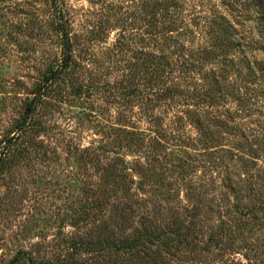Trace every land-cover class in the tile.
<instances>
[{
	"label": "rangeland",
	"instance_id": "1",
	"mask_svg": "<svg viewBox=\"0 0 264 264\" xmlns=\"http://www.w3.org/2000/svg\"><path fill=\"white\" fill-rule=\"evenodd\" d=\"M65 2L0 0V264H264V0Z\"/></svg>",
	"mask_w": 264,
	"mask_h": 264
},
{
	"label": "trees",
	"instance_id": "2",
	"mask_svg": "<svg viewBox=\"0 0 264 264\" xmlns=\"http://www.w3.org/2000/svg\"><path fill=\"white\" fill-rule=\"evenodd\" d=\"M51 4L56 5L57 4V0H50ZM65 0H60V10L57 8H55L54 12H53V19H52V24L54 26V28L58 31V33L60 34V43H61V48H62V59L64 62L69 61L74 53V44H75V40H74V36L73 34H71L70 31V27H71V20L70 18L67 16V12L65 9ZM216 6H218V4H216ZM218 16V15H216ZM222 18V16H220ZM217 25H221L218 22H215ZM223 24V23H222ZM224 24L231 28V24L230 22H224ZM197 32V31H194ZM199 33V32H197ZM235 35H237L236 33H234ZM243 39V37H242ZM242 42L241 39H237L234 36L232 37H227V42L225 43V47H227V49L229 50H220L218 51V53L220 55H223V58L228 57V54L231 53V51H235L236 49H239V53L241 54V57L238 56V54L232 53L231 55L233 56L232 59H228V60H224L223 58V62H229L231 63L233 61V65L234 63L238 65V69L236 70L233 67V71L235 72L236 77H238L239 79H241V81L244 79L243 75H242V70L240 69L239 65L241 63H243V60H246V53L244 50H240V46H241ZM231 49V50H230ZM206 53L207 58L209 59V61H213L214 60V56H218L215 54H213V52L211 51H204ZM234 54V55H233ZM198 61L199 60H203L205 61V58L203 55L198 56ZM67 63V62H66ZM231 65V64H229ZM249 69V66H248ZM213 72H215V69H210ZM221 70H226L224 68L221 67ZM237 71V72H236ZM223 76V75H221ZM220 77V76H219ZM219 82V81H217ZM198 123L200 125H202L203 121L201 119L197 120ZM3 166V162L0 158V171L1 168ZM263 208L261 206H256L255 205V214L258 216L259 212L262 210ZM264 211V210H263ZM256 216V217H257ZM135 246H137V244H134ZM133 245V246H134ZM132 246V247H133Z\"/></svg>",
	"mask_w": 264,
	"mask_h": 264
}]
</instances>
